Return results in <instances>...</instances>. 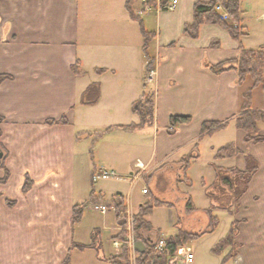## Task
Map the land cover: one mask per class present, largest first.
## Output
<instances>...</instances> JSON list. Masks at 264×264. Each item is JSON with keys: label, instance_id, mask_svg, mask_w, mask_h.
Returning <instances> with one entry per match:
<instances>
[{"label": "crops", "instance_id": "crops-1", "mask_svg": "<svg viewBox=\"0 0 264 264\" xmlns=\"http://www.w3.org/2000/svg\"><path fill=\"white\" fill-rule=\"evenodd\" d=\"M144 1L136 0L135 8L153 33L147 51L126 0H0V75H8L0 79V264H65L66 259L68 264H110L118 247L108 249L97 232L88 246L89 230L75 219L74 206L86 200V182L81 186L76 172L89 137L94 138V160L104 144L97 143L110 132V166L137 168L141 161L139 171L146 177L172 167H178V177L183 157L196 142L202 149L204 141L198 139L206 120L227 121L216 134L234 130L218 146L211 139L208 156L235 141L241 152L219 160L221 165L244 169L247 153L258 162L235 215L228 212L231 222H238L237 252L224 264H264V139L246 141L245 131L235 125L244 91L237 72L215 73L207 65L238 56L239 42L216 22L203 23L196 38L186 35L183 28L192 22L197 0H177L174 8H168L173 0H157L150 8H143ZM226 21L236 25L230 16ZM78 60L84 73L72 68ZM96 68L105 69L103 78L110 74V118L126 111L130 122L111 120L101 129L94 106L79 101L86 86L99 78ZM144 90L154 101L152 123L138 131L117 127L139 122L131 108L143 99ZM251 106L264 109V104ZM77 111L86 112L87 122L84 116L76 119ZM171 114H187L191 120L170 131ZM62 117L66 122L59 121ZM86 123L93 124L92 131ZM259 128L264 136L263 121ZM26 176L31 182L24 189Z\"/></svg>", "mask_w": 264, "mask_h": 264}, {"label": "rangeland", "instance_id": "rangeland-1", "mask_svg": "<svg viewBox=\"0 0 264 264\" xmlns=\"http://www.w3.org/2000/svg\"><path fill=\"white\" fill-rule=\"evenodd\" d=\"M242 4L245 9V22L243 20L242 23L246 25L248 31H250L249 34L242 35L243 45L247 48H257L264 45V18L260 17V14L264 13V0H244ZM99 37V34H96V38L99 39ZM97 74H100L97 80L101 84V95L95 104L88 105L94 106L93 109L96 112L98 117L97 120L100 124L99 128L103 129L107 127L111 120L112 122L118 120H121V122H128L129 118L127 117V113L129 112L125 113L126 111L116 112L112 114L110 118V74H107L104 78L102 77V73ZM253 83L254 80L250 75H247L241 82L244 90L249 86L252 88L251 104H264L263 85H253ZM80 100L81 96L79 101ZM131 109L133 110V108ZM79 116H84L83 120L87 122V118H85L87 117L86 112L77 111L76 119H79ZM93 118L96 119V116ZM86 124L88 126L86 129L92 131L93 124ZM82 126L83 125L77 122V127L81 128V130H83ZM233 131L230 133L227 131L219 132L218 134L214 132L215 134H207L200 139L201 142L204 141L201 145V151L199 150L200 154L197 158L191 160L186 169V175L191 182L190 184L183 181L177 183L176 173L178 167H172L171 170L164 168L162 174L158 177L149 178L141 174L139 171L141 167L131 168L126 165L122 166L118 164L117 166H110V157L107 156L108 154L106 152L107 147H110V145H106L107 141L110 140V132L105 133V137L100 139L97 143L100 146L101 143L104 144L102 149H97L98 152L95 153L96 159L94 160L92 157L93 153L91 152L94 138L93 136L89 137L88 143L86 146L84 145L85 152H83V164H80L78 167L79 171L77 170L76 172V178L80 180L81 186L82 183L85 185L86 182L83 190V196L86 197V200L83 204H80L82 214L78 219L79 226H81L82 230H89V240H93L94 233L97 232L100 242H103L108 249H113L114 245L112 240L119 237L121 238L128 231L124 229L120 231L119 229V227L122 226L118 224L119 220L116 213L115 202L117 198L120 197L123 200L124 197L125 201L123 200V202L126 203L125 206L127 205L129 207L128 210L131 213H135L139 209L141 203H144L154 195L161 204L153 208L148 218L151 220L153 226L160 230L162 237L166 238L178 232L179 224H177V222L180 218L181 223L185 227H189V229L186 228L189 231H201L208 223V215L205 209L212 205V201L208 196V189L213 186L216 179V167L223 166L220 164L219 160L225 159L221 157L216 158L217 150L215 153L212 151L208 156V151L205 148L206 145H209L211 139H213V143L218 146L223 140L232 138L233 135L231 134ZM203 138L206 140H203ZM131 158H135V155L132 154ZM101 168L113 169L116 174L94 180L92 177L93 171ZM155 174L158 175L156 172L153 176H156ZM144 188L147 190L150 189L148 193L143 191ZM185 190H187V192ZM188 194L191 196L196 207L192 212L185 210ZM96 203L106 204L108 209L102 213V211L95 209L94 204ZM125 210L123 209L125 216H135V214L127 215ZM213 212L219 218L218 227L211 232L213 234L208 233L202 235L200 238L187 243L192 247L195 254V262L193 264H224V262H226L224 260L226 255L225 250L219 253L213 249L218 242L215 241L217 235L224 231H229L231 216H229L230 214L226 209L222 208H215ZM226 232L225 235L227 234ZM92 240L88 242V246L93 245ZM123 249H119L118 253L114 255H120Z\"/></svg>", "mask_w": 264, "mask_h": 264}, {"label": "trees", "instance_id": "trees-1", "mask_svg": "<svg viewBox=\"0 0 264 264\" xmlns=\"http://www.w3.org/2000/svg\"><path fill=\"white\" fill-rule=\"evenodd\" d=\"M136 0H126V8L129 10L132 18L136 19L139 23L140 29L144 35V50L147 51V44L152 38L153 33L147 31L144 27L143 18L136 11ZM164 2L161 1V4ZM157 0H145L143 2L146 8L151 6L155 7ZM165 6V4H163ZM218 5H221L224 10L228 12V15L236 21V25H230L226 19L219 17ZM244 17L240 10V0H197L194 4L193 19L191 23L184 25L183 32L186 35L196 38L199 34L200 26L203 23H219L227 28L231 35L239 42V54L236 57L224 59L216 63H207L209 68L215 72L220 73L225 70L233 69L237 72L239 81L242 82L247 75H250L254 83L253 85L262 84L264 87V45L257 48H247L242 43V35L248 34V28L242 22ZM214 43V42H213ZM217 43V42H216ZM214 43V44H216ZM76 74L84 73L79 60L72 66ZM152 69V62L148 65V71ZM105 69L96 68L97 73H101ZM8 75H0V79L7 77ZM101 95V84L98 80L90 82L84 89L80 102L83 104H95ZM243 99L241 103L240 112L234 116L235 125L237 128L243 129L246 133V141L258 142L264 139V136L260 133L259 122H264V109L253 108L251 106L252 88L248 87L242 93ZM133 111L138 114L140 120L138 123L131 122L129 124L117 125L119 128L128 129L130 131L142 130L146 125L152 123L154 119V101L151 96V92L144 90L143 99L133 104ZM3 117L0 115V122ZM191 120V116L187 114H171L169 119V130L172 131L176 126L182 123H188ZM55 119H47L48 123L55 122ZM61 122H66V117L59 119ZM227 121L218 120H206L202 123L201 131L199 135L200 140L204 135L213 134L214 132L225 128ZM198 142L195 143L191 151L183 157L181 160L180 176L176 178L178 182H186L190 184V180L186 175V169L189 166L192 159L199 156ZM1 150V149H0ZM241 152L240 147L235 141L227 142L220 146L216 152V158L233 157ZM246 165L244 169L237 167H216V179L213 186L208 189V196L212 201L211 207L205 209L208 215V223L206 226L197 232L189 231L181 225V218L178 220V232L174 235L166 237L164 246L156 250L155 242L161 236L160 230L155 228L148 218L156 205H160V201L152 195L147 201L141 203L139 209L134 213V233L138 240L145 243V249L138 252V264H169V257L172 253L177 251L181 246H184L189 241L195 240L206 233L213 232L218 223L219 218L214 214L213 209L222 208L226 209L229 213L235 215L236 209L239 203L240 197L248 189L250 181L253 175L258 170L257 160L250 154H245ZM3 160L0 161V167H2ZM8 175H6L4 178ZM31 180L26 176L23 188L27 189ZM148 191V190H147ZM117 218L120 224H123L124 218H122L123 209L125 210V203L122 198L118 197L115 202ZM196 209L191 196L187 195L185 203V210L192 212ZM75 219L78 220L82 214V209L79 204L74 206ZM237 219L234 218L231 222V226L227 234L222 237L214 246V251L221 253L226 248H230L225 255L224 260L232 258L237 252V242L235 236L237 233ZM80 248L85 247L84 244L75 243ZM96 247H99L95 244ZM69 259H66L65 264H68ZM110 264H127L128 252L126 248L123 249L120 255L111 254L108 258Z\"/></svg>", "mask_w": 264, "mask_h": 264}, {"label": "built area", "instance_id": "built-area-1", "mask_svg": "<svg viewBox=\"0 0 264 264\" xmlns=\"http://www.w3.org/2000/svg\"><path fill=\"white\" fill-rule=\"evenodd\" d=\"M177 0H173V2L168 5V8H174ZM220 11L219 17L222 19L228 18V12L223 9L221 5H218L217 7ZM138 166L144 167L143 163L141 161H138ZM116 172L113 169H107V168H101L96 170L92 177L94 180L99 178H106L108 176L115 175ZM144 191L146 192L147 189L144 188ZM95 209H98L99 211L105 212L108 209V206L106 204H100L96 203L94 204ZM125 213L127 215L133 214L129 210H125ZM122 218H124L123 224H121L122 227L120 228V231L128 230L127 233L122 236L121 238H115L112 240V243L115 247H118L119 249L126 248L128 252V263L127 264H138V250L134 247V241L137 239L135 233H134V217L129 215V217L125 216L124 212H122ZM122 229V230H121ZM165 237L160 236L159 239L155 242V249L159 250L161 249L165 244ZM194 261V251L192 247L188 244H185L184 246H181L172 253L169 257V264H192ZM151 264V263H147Z\"/></svg>", "mask_w": 264, "mask_h": 264}, {"label": "water", "instance_id": "water-1", "mask_svg": "<svg viewBox=\"0 0 264 264\" xmlns=\"http://www.w3.org/2000/svg\"><path fill=\"white\" fill-rule=\"evenodd\" d=\"M2 155H3V152L2 150H0V161H1V158H2ZM134 247L135 249H137L138 251H142L145 249V243L141 240H135L134 241Z\"/></svg>", "mask_w": 264, "mask_h": 264}]
</instances>
